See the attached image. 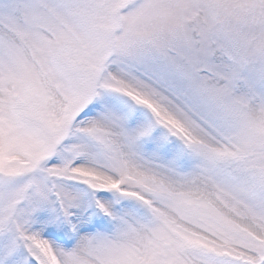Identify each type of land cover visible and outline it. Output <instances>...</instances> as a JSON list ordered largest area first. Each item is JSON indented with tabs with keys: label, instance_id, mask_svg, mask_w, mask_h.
Listing matches in <instances>:
<instances>
[{
	"label": "snow or ice",
	"instance_id": "snow-or-ice-1",
	"mask_svg": "<svg viewBox=\"0 0 264 264\" xmlns=\"http://www.w3.org/2000/svg\"><path fill=\"white\" fill-rule=\"evenodd\" d=\"M0 264H264V0H0Z\"/></svg>",
	"mask_w": 264,
	"mask_h": 264
}]
</instances>
